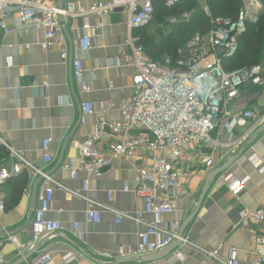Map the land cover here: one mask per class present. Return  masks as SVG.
I'll list each match as a JSON object with an SVG mask.
<instances>
[{
    "label": "built area",
    "instance_id": "1",
    "mask_svg": "<svg viewBox=\"0 0 264 264\" xmlns=\"http://www.w3.org/2000/svg\"><path fill=\"white\" fill-rule=\"evenodd\" d=\"M155 0H93L88 6H76L72 3L59 7L58 0H0V55L5 35L22 36L28 30L42 34L40 46L49 49L58 46L61 59L68 57V45L65 23L82 21L72 43L74 75L78 79L79 93L89 91L87 82L82 79L83 61L81 53L92 47L94 40L101 39L102 18L115 12H126L127 36L123 47L130 49L128 66L132 68L131 94L119 102L105 100L99 103L100 112L118 111L119 120H109L100 116L93 124L90 134L80 143H76L78 156L70 158L68 169L72 179L79 172L87 176L100 178L112 169L114 160L124 158L129 161L133 171L134 187H123V192H132L143 200L142 210L133 214L116 213V221L130 219L144 225L138 234L136 247L126 249L120 245L116 254L108 252L100 256L105 259L139 257L168 247L173 242L186 241L179 236L180 222L165 220V216L174 211L181 189L192 175V168L203 165L212 171L217 163L222 162L223 154L216 149L224 144L213 133L220 130L229 138L245 140L252 129L264 125V112L245 108L235 112L234 102L248 88L264 87V68L260 64L225 71L223 61L234 55L239 46L240 37L245 33L249 22H256L264 16V0H241L234 18L212 14L208 0H198L199 8L208 18V28L204 32L194 33L186 43L176 50L174 56H167L161 62L149 59L142 46L137 44L138 37L133 32L143 29L154 21ZM167 8H172L180 0H161ZM62 17L63 21L59 18ZM192 13L184 11L178 16H170V25L185 23ZM20 28V29H19ZM221 51V53H219ZM11 56L5 65L11 64ZM117 64L120 59L117 58ZM82 115L91 114L90 102L81 104ZM223 118H231L223 122ZM250 124L247 133L236 134L240 121ZM84 122V120H82ZM134 132V133H133ZM135 134V135H134ZM12 158L9 167L0 168V190L9 178L15 177L32 168L25 158V152L8 146L1 138ZM51 139H43L41 150L44 164L49 166L54 159L49 154ZM211 149V153L208 150ZM146 157L145 162L139 160ZM257 165L261 162L256 156L251 157ZM37 177L41 176L36 189V208L31 218V233L22 250L33 248L43 237L62 229L61 223L45 217L53 197L54 180L41 170L34 169ZM259 172L264 174V164ZM264 176V175H263ZM36 178V177H35ZM244 180L232 186L238 193ZM89 190L87 178L82 180L79 197L88 202L85 211L88 222H99L101 209L110 210L104 204L88 199L84 194ZM109 198L112 194L109 192ZM0 210L4 202L0 197ZM151 216L146 220L145 216ZM239 220L253 225H262L264 229V204L248 208L239 213ZM73 236L77 241L84 238L78 223L73 224ZM13 242L17 239L12 237ZM3 241L0 240V250ZM224 247L220 243L212 250H201L199 264H240L235 248H228L225 255L219 251ZM176 255H180L175 250ZM257 258L252 264H264V233L257 239L255 247ZM76 251L66 252L62 258L65 263L75 259ZM0 264L4 258L0 254ZM33 264H54L51 254L44 253Z\"/></svg>",
    "mask_w": 264,
    "mask_h": 264
},
{
    "label": "crops",
    "instance_id": "2",
    "mask_svg": "<svg viewBox=\"0 0 264 264\" xmlns=\"http://www.w3.org/2000/svg\"><path fill=\"white\" fill-rule=\"evenodd\" d=\"M92 2L64 0V4L76 6H88ZM126 18V12L122 11L104 16L101 39L94 40L91 49L81 53L82 79L90 88L85 94L79 93L71 55L73 39L82 25L80 19L65 23L68 57L64 62L60 48L43 49L40 46L42 34L34 30H28L22 36L5 35L1 39L0 138L11 148L24 151V158L32 165L31 169L9 178L0 190L4 202V210H0V240L3 241L0 254L4 264H33L47 252L54 264H199L202 257L199 251L212 250L220 243L224 244L219 251L221 255H225L228 248H235L240 264H252L257 258V239L264 229L262 225L241 222L239 213L245 207L264 204V174L259 172L260 165L264 164V125L252 129L245 140L232 139L229 146L226 145L230 144L226 132L213 133L224 144L217 151L224 158L216 167L229 156H235L236 160L209 180V188L197 214L183 231L186 241L168 256L154 261H140L137 257L105 259L100 256L104 252L115 255L120 245L125 249L136 247L138 234L145 228L143 224L127 218L120 223L116 221V213L130 215L143 208L140 197L132 192H123L125 185L134 187L133 171L128 160L118 158L114 160L112 169L100 178L79 172L77 178L72 179L67 165L70 158L78 156L76 143L90 134L100 116L109 120L120 119L118 111L100 112L99 103L105 100L119 102L131 94L133 70L128 66L131 52L123 47L128 33ZM71 27L77 30L72 32ZM9 56L11 64L6 66ZM117 58L120 64L116 63ZM249 89L234 102L235 112L245 108L264 112V87H257L250 94ZM85 101L92 104L93 110L83 116L81 104ZM230 119L223 118V122ZM79 120L67 141L60 166L49 175L55 186L45 217L59 221L62 229L43 237L33 248L22 250L31 233L32 215L28 223L27 220L29 192L32 181L37 177L34 169L46 173L54 169L64 140ZM248 126L249 123L241 120L236 127L237 136L246 134ZM46 138L51 139L49 154L54 159L49 166L41 159V145ZM253 156L261 162L255 165L251 160ZM145 159L139 158L140 162H145ZM14 161L5 145L0 143V168L9 167ZM191 168L192 175L181 189L174 211L164 217L165 220L180 222V226L194 210L211 172L200 165ZM84 178L89 181V190L84 195L110 209H101L99 222L87 221L85 211L88 202L77 195L82 193ZM243 180V188L234 193L232 186ZM145 219L150 220L151 216L146 215ZM74 223H78L84 234L81 242L73 236ZM12 237L17 241L13 242ZM71 250L76 251L75 259L65 263L62 256ZM175 250L180 255H176Z\"/></svg>",
    "mask_w": 264,
    "mask_h": 264
},
{
    "label": "trees",
    "instance_id": "3",
    "mask_svg": "<svg viewBox=\"0 0 264 264\" xmlns=\"http://www.w3.org/2000/svg\"><path fill=\"white\" fill-rule=\"evenodd\" d=\"M208 4L213 15L234 18L241 5V0H208ZM197 5H199L198 0H180L174 7L167 8L161 0H155L153 22L164 25L167 22L164 21L163 15L171 13L178 16ZM208 25V18L199 8L188 22L172 25L173 28L161 35L158 42L153 33L146 31L151 25L136 29L133 34L138 37L137 44L142 46L145 55L154 62H161L167 56H174L177 48L183 46L192 34L206 31ZM259 62H264V16L256 22L247 24L245 33L240 37L237 51L232 57L223 61V68L225 71H233ZM251 90H257V88H250L249 91ZM20 178L22 175L19 176Z\"/></svg>",
    "mask_w": 264,
    "mask_h": 264
},
{
    "label": "water",
    "instance_id": "4",
    "mask_svg": "<svg viewBox=\"0 0 264 264\" xmlns=\"http://www.w3.org/2000/svg\"><path fill=\"white\" fill-rule=\"evenodd\" d=\"M58 4H59V7H61L64 4V0H58ZM59 19L61 21H63L62 17H60ZM219 53H221V51H219ZM79 123H80V120L73 127V129L71 130L69 136L64 140L63 145H62L61 150H60V154H59L57 162H56V165H55L53 170H51V171L46 173L47 175H51L52 172L58 166H60V164H61V162L63 160V153H64L65 146L67 144V141L73 135V133L75 132V129H76V127H77V125ZM235 160H236L235 156H229L221 166H217L216 168H214L209 173L208 177L206 178V180L204 182L203 188L201 190L200 197L198 199V202H197L194 210L190 213V215L183 221V223L180 226V229H179V236L180 237H184L183 236L184 229L193 220V218L197 214L198 209H199V207L201 205V202H202V200H203L204 196L206 195V192H207V190L209 188V180L214 178L215 176L219 175L223 171H225L228 168V166L230 164H232ZM41 179H42V177L38 176L32 181V184H31V189H30V192H29V205H28L29 219L27 220V223L30 221L31 215H32L33 211L36 208V189H37V185H38V183H39V181ZM179 244H180V240H177V241L173 242L168 247H166V248H164L162 250H159V251H156V252H153V253H150V254H145V255L139 256L136 259H139L140 261H154V260H158V259L164 258V257L168 256ZM36 248H37V246L35 247V249Z\"/></svg>",
    "mask_w": 264,
    "mask_h": 264
},
{
    "label": "rangeland",
    "instance_id": "5",
    "mask_svg": "<svg viewBox=\"0 0 264 264\" xmlns=\"http://www.w3.org/2000/svg\"><path fill=\"white\" fill-rule=\"evenodd\" d=\"M239 7H241V5L239 6ZM199 9V5H197V7H193V8H191V9H189V12H191L192 13V15L195 13V11H197ZM173 14H167L166 16L165 15H163V17H165L164 18V21L166 20V22H167V18H169L170 16H172ZM169 16V17H168ZM173 16H175V15H173ZM169 23L167 22V23H165L164 25H160L159 23H152L151 24V26L148 28V30H146L147 32H149L150 34H154L155 35V37H156V42H158V40L160 39V37H161V35H163L164 33H166V32H168V31H170L173 27H172V25H168ZM180 24V23H179ZM145 31V32H146ZM193 35V34H192ZM191 35V36H192ZM190 36V37H191ZM179 48V47H178ZM177 48V49H178ZM257 64H260L263 68H264V62H259V63H257ZM251 92H253L252 90L251 91H248V93L250 94ZM219 148L220 147H218L217 149H216V151H218L219 152ZM211 149H209L208 150V153H211ZM200 166H203V165H200ZM204 167V166H203ZM204 169L206 170V167H204ZM207 172H208V170H207ZM210 172V171H209Z\"/></svg>",
    "mask_w": 264,
    "mask_h": 264
}]
</instances>
